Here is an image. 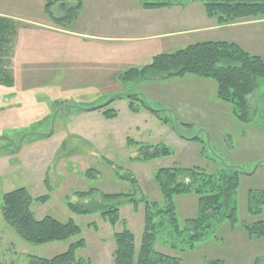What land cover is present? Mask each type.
I'll use <instances>...</instances> for the list:
<instances>
[{
  "label": "rangeland",
  "instance_id": "obj_1",
  "mask_svg": "<svg viewBox=\"0 0 264 264\" xmlns=\"http://www.w3.org/2000/svg\"><path fill=\"white\" fill-rule=\"evenodd\" d=\"M54 1L0 0V14L6 15L1 18L8 27L4 33L7 42L4 46L0 44L3 47L0 48L1 64L7 73L4 74L12 80L10 87L0 84V204L3 194L23 187L32 199L30 210L36 219L47 216L59 222L72 220L80 234L63 242L30 244L4 223L0 212V264H27L29 257L51 259L66 252L78 240H83L85 246L75 251L77 258L91 264H113V235L124 228L133 234L138 250L143 229V201L163 204L154 174L159 169L173 167H198L208 173H215L222 166L238 168L243 173L234 199L239 223L231 226L227 220L221 222L214 234L198 242L191 251H181L173 242L175 248L171 249L161 244L165 243L163 237L154 245L155 251L177 258L179 264L216 260L223 264H253L256 258H264V238H250L240 226L264 220V205L254 217L246 210L250 191L264 193V79L259 80L256 89L246 98L247 122L239 121L230 112L231 106L223 102H220L222 115H213L206 109L209 103L213 104L211 92L206 89L203 96L196 92L189 98L190 102L196 97L202 100L199 105L190 104L199 113H186L187 117L149 98L147 101L153 110L169 111L166 115L172 121L166 126L149 112L142 111L148 119L153 118L145 123L147 116L131 113L125 98L109 105L117 112L113 120L103 119L102 110L78 112L77 108L101 106L112 95L142 93L147 97V80L137 85L131 82L123 85L118 80V75L124 72L121 70L134 68L124 63L123 54L128 46H121V42L104 45L91 39L119 34L129 27L122 18L105 21V17L97 16L106 6H116L117 0H79L82 12H77L72 21L54 19L66 17L77 1ZM144 1L141 0L142 7ZM51 2L54 4L47 10L45 6ZM158 2L175 7L157 20L164 30L174 25L183 27L185 12L190 11L194 16L197 3L203 8L198 0ZM148 17H142L141 21L145 22ZM259 21H264V16L242 18L227 25ZM42 24H49L51 28ZM195 26L193 22L187 29ZM228 31L243 35L241 46L264 60V23L222 30V33L228 34ZM105 51L111 55L116 53L117 57L107 58ZM176 89L184 90L182 85ZM63 107L72 109L65 114ZM242 127L248 132L245 136ZM50 131V137L39 136ZM128 138L147 146H165L171 154L138 161V147L127 145ZM130 176L134 183L127 179ZM91 189L103 194L133 196L141 202L136 210L132 205L121 204L115 226L105 222L99 213L78 215L67 209L68 201L86 205L87 200L81 201L75 193ZM44 195H48L44 204L36 201ZM95 199L99 201L100 196ZM96 201L91 202V207ZM174 201L180 222L196 216L195 196H180Z\"/></svg>",
  "mask_w": 264,
  "mask_h": 264
},
{
  "label": "trees",
  "instance_id": "obj_2",
  "mask_svg": "<svg viewBox=\"0 0 264 264\" xmlns=\"http://www.w3.org/2000/svg\"><path fill=\"white\" fill-rule=\"evenodd\" d=\"M61 1L63 0L54 2ZM75 1H77V6L73 10H69L66 17L54 20L72 21L81 7L80 1ZM198 1L202 3L207 17L216 19L221 25H227L242 18L264 16V0ZM53 4L52 2L47 3L45 8L48 10ZM165 5L158 0H145L143 3L145 9ZM7 30L6 20L0 17V44L3 46L7 42L4 38L6 35L4 33ZM1 57L2 55H0V84L10 87L12 80L5 75L7 73L3 70ZM151 73L153 75L148 76ZM186 75L214 82L217 99L229 104L232 114L239 121L247 122L249 117L246 98L256 89L259 80L264 79V60L248 54L235 43L204 42L170 54L157 55L153 57L150 64L144 67L132 68L120 73L118 80L122 81L123 85L128 82L137 85L146 80H165ZM112 96L115 98L105 107L84 112L102 110L103 119L113 120L117 117V112L110 109L109 105L116 99L125 98L128 102V110L133 114L147 111L165 126L172 121L166 115V112L169 113V111L151 110L147 99L142 94ZM126 143L129 146L138 147L140 153L138 161L146 162L171 154V151L165 146H147L129 138ZM86 173L89 175L90 170ZM242 175L243 173L239 169L227 166H222L215 173H208L198 167H173L157 170L153 180L163 198V204L142 200L144 213L140 246L136 250L135 239L130 230L124 228L121 232L115 233L113 235L115 243L113 264H179L180 261L177 258L155 251L154 245L158 240L163 237L165 243L161 244L172 249L175 248L172 245L173 242L177 247L179 246V250L191 251L198 242L210 234H214L221 222L227 220L231 226L239 223L237 222L234 199ZM127 179L132 183L135 182L131 176ZM97 195L100 196L99 201L95 199ZM189 195L196 197L197 214L194 218L180 222L174 200L177 197ZM75 196L81 201L87 200V204H72L68 201L66 206L70 212L78 215L99 213L103 220L111 226H115L119 222L121 204L132 205L136 210L141 202L135 200L133 196L103 194L95 189L75 193ZM47 199L48 195H44L37 198L36 201L44 204ZM94 201L97 204L91 207V202ZM31 203L32 199L23 187L7 192L1 197V217L4 223L23 241L43 245L63 242L80 234L79 227L72 220L59 222L47 216L36 219L30 210ZM263 205L264 193L262 191L248 193L246 210L249 216L259 215ZM240 226L248 237L264 238V220L241 223ZM84 246V241L78 240L60 255L51 259L29 257L27 264H91L89 261L75 256V251ZM204 264H223V262L219 260L205 261ZM253 264H264V258H256Z\"/></svg>",
  "mask_w": 264,
  "mask_h": 264
},
{
  "label": "crops",
  "instance_id": "obj_3",
  "mask_svg": "<svg viewBox=\"0 0 264 264\" xmlns=\"http://www.w3.org/2000/svg\"><path fill=\"white\" fill-rule=\"evenodd\" d=\"M117 1L118 2L116 6L110 5V8L106 6L104 8L105 10H100L101 13L97 14V16L99 18L105 17V21H109L110 18V21H114L115 18H122L125 24H128L129 27H125V29H122V33L119 34L91 37V39L99 40L100 44L104 45L117 44L121 42V46H128L129 49L128 51H125V53L123 54V58H125L124 63L128 62L126 64H129V66L131 67H144L150 64L153 57L157 55L170 54L175 51L182 50L188 46L204 42H231L237 44L243 50L245 49L244 51H246L250 55H259L241 46L240 38L243 37V35H241L239 32H234L232 34L228 31V34H224L222 33V30L232 31L239 27H248L255 23H264V21L241 22L227 26H220L217 24L215 19L207 17L204 8H202L201 5L197 3V5H194L196 11L194 16L190 11L187 13L185 12L187 16L184 17L186 22L185 24H182L183 27L176 28L174 25L175 28L172 27L170 30H164L163 26V28L161 26H158L160 23L157 22V20L161 19V17H163L164 15H167L169 13V9L175 8L174 5L162 6L154 9H144L142 7L141 0ZM60 6H63V3L60 4ZM81 12L82 6L78 10V14H81ZM5 16V14H0V17ZM145 16L149 17L145 22H142L141 19ZM193 22L197 26H195V28L187 29V27L190 26ZM174 23L175 21L173 20V24ZM199 23H201L200 27ZM42 25H44V27L48 29L51 28L49 24ZM173 28L174 30H172ZM200 37L204 38V40H199ZM124 48H122L121 50H124ZM117 54H119V52ZM105 56L110 59L113 58V56L117 57L116 53L111 55L106 51ZM122 60L123 59H121L120 62ZM23 62L25 64V60H23ZM149 82L150 81H146L145 83V85H148L147 87H145L147 97L145 96V94H141L144 95L147 100L151 98L155 103H157V101L164 103L162 105H164L163 107L165 109L177 114H181V117H187V114H193L192 112L199 113V110L193 108L190 104L199 105L202 99L196 97L191 102L188 100L190 97H192V94L196 92H200L199 95L203 96L204 94H206V90H209V92H211V98L213 100V104L209 103L210 105H208L206 109L212 112L213 115H216L218 113L222 115L223 105H221V101L217 99L215 83L210 80L186 75L183 77L170 78L165 80H152L153 83ZM167 83H169V85L171 86L165 85ZM180 85H182L184 90L179 91V89H176ZM186 105H188L189 107H187ZM180 106H182L183 108L178 110ZM230 112L232 113V111ZM138 115H141L143 117L147 116L144 117L145 123H147L148 120L153 119L151 117L150 119H148V115H145L144 113H142V111ZM242 130L244 131L243 136H245V133L248 132H246L243 127Z\"/></svg>",
  "mask_w": 264,
  "mask_h": 264
},
{
  "label": "water",
  "instance_id": "obj_4",
  "mask_svg": "<svg viewBox=\"0 0 264 264\" xmlns=\"http://www.w3.org/2000/svg\"><path fill=\"white\" fill-rule=\"evenodd\" d=\"M124 96H126V95H124ZM128 96V95H127ZM115 98V96H112L110 99H109V102H106L105 104H103V105H101V106H98V107H90V108H77V110L78 111H88V110H91V109H100V108H103V107H105L107 104H109L113 99ZM70 109H72L71 107H66V108H62V111H64V110H66V111H69ZM151 109V108H150ZM151 110H153V109H151ZM54 121V120H53ZM51 133H52V131H50L48 134H46V135H39L40 137H49L50 135H51ZM258 166H259V164H258ZM236 168V167H235ZM238 169V168H237Z\"/></svg>",
  "mask_w": 264,
  "mask_h": 264
}]
</instances>
